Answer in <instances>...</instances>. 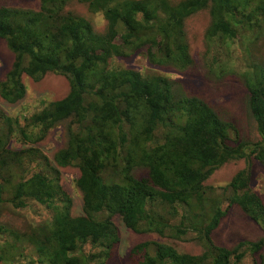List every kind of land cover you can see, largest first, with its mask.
<instances>
[{"label":"trees","instance_id":"16d2710c","mask_svg":"<svg viewBox=\"0 0 264 264\" xmlns=\"http://www.w3.org/2000/svg\"><path fill=\"white\" fill-rule=\"evenodd\" d=\"M75 2L91 17L70 9ZM204 11L212 68L240 41L249 46L243 78L258 142H242L234 124L205 100L179 93L175 79L117 67L140 54L150 64L187 70L193 59L186 26ZM93 15L104 19L105 32L95 30ZM0 39L15 56L0 81L8 103L25 99L26 78L39 82L53 73L70 83L65 98L43 102L23 123L0 117V264H109L120 242L115 217L137 234L203 248L196 255L147 241L131 249L133 264H264V238L233 249L213 242L226 199L205 186L226 164L246 160L223 192L264 230L250 162L264 165V60L254 56L264 39V0H42L37 11L0 7ZM60 127L67 142L52 164L38 144ZM67 167L80 172L82 216L72 215L60 181L59 169ZM138 168L148 175L138 178ZM33 205L52 217L24 229L4 221Z\"/></svg>","mask_w":264,"mask_h":264},{"label":"rangeland","instance_id":"374dc122","mask_svg":"<svg viewBox=\"0 0 264 264\" xmlns=\"http://www.w3.org/2000/svg\"><path fill=\"white\" fill-rule=\"evenodd\" d=\"M41 1L0 0V7L7 6L37 11L41 6ZM171 1L179 2L181 0ZM70 9L77 14L91 17L87 6L84 4L75 2L70 6ZM92 18L95 30L99 33L105 32L104 19L100 15H93ZM210 24L211 17L206 11L189 19L186 29L193 64L185 71H178L172 66L150 64L140 54L119 59L117 67L136 69L144 73L160 74L175 79V86L179 93L205 100L224 120L234 124L238 129L242 142H258L260 138L257 132V124L248 107L249 95L243 78L248 66L249 46L240 41L239 44L234 46L230 58L222 57V61L218 62L215 68H212L213 60L211 53L209 55L207 52L206 39V31ZM254 56L259 61L260 59L264 60V39L259 42ZM14 60V54L8 49L6 42L0 39V81L6 79L7 74L12 69ZM25 83L28 89L27 94L25 99L19 103L10 104L0 96V117L19 118L23 123L24 117H29L43 108V102L49 103L61 100L70 92L68 79L53 73L46 75L39 82L26 78ZM63 129L64 127L56 128L50 132L44 141L38 144V147L52 164L55 154L66 146L67 140ZM17 144L16 141L12 142V146ZM24 147L28 148L27 146ZM250 162L252 187L264 203V165L254 157ZM246 167V160H234L217 170L205 182L206 187L214 189V192L210 194L223 196L226 199L223 209L227 213L212 235L213 242L217 246L233 249L242 241L259 242L264 238L262 227L251 220L240 207L230 205L228 201L230 194L228 192L224 194L223 192V188L227 186L233 177ZM59 170L61 184L72 201V215L74 217L82 216L83 196L75 186V180L79 178L80 172L75 167ZM135 175L138 178H143L148 173L145 169L138 168L135 170ZM19 213L17 215L6 213L4 221L24 229L29 225L38 224L52 217L49 211L38 205H33L27 210L19 211ZM114 222L119 230L120 242L113 248L109 264H133L129 258V253L132 248L140 243L147 241L172 242V240L164 239L156 234H137L125 227L118 217L114 218ZM172 244L181 252L196 255L203 252L202 246L196 241H173ZM26 264L29 263L26 262ZM245 264H252V259L248 258Z\"/></svg>","mask_w":264,"mask_h":264}]
</instances>
